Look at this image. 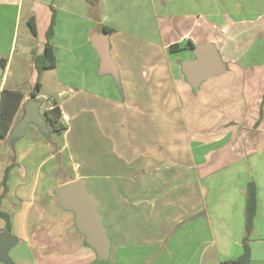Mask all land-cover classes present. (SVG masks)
I'll return each instance as SVG.
<instances>
[{"label":"crops","instance_id":"0c3cea01","mask_svg":"<svg viewBox=\"0 0 264 264\" xmlns=\"http://www.w3.org/2000/svg\"><path fill=\"white\" fill-rule=\"evenodd\" d=\"M92 1L0 0V94H25L13 127L39 80L41 113L56 101L68 125L64 133L53 132L59 159L35 124L17 140L15 163L9 138L0 137V210L10 215V228L22 241L11 248L13 259L95 264L97 254L74 213L58 204L54 192L79 178L102 196L111 264L236 259L243 252L246 187L254 181L261 235L254 230L251 236V263L264 264V22L254 21L246 30H257L245 38L237 28L244 20L221 10V0L216 6L215 0H170L166 8L174 12L163 16L165 27L150 16L163 6L157 0H100V14ZM244 2L223 5L238 10ZM53 16L56 66L39 72L33 56L45 51ZM104 25L114 29L109 43L121 88L113 75L100 74L91 37L107 32ZM212 26H235L237 33L223 35L219 46ZM188 40L196 46L215 42L227 66L198 89L182 71L193 49H170ZM47 84L54 91L47 93ZM137 224L142 234L129 236ZM6 228L0 216V233Z\"/></svg>","mask_w":264,"mask_h":264},{"label":"water","instance_id":"95a60500","mask_svg":"<svg viewBox=\"0 0 264 264\" xmlns=\"http://www.w3.org/2000/svg\"><path fill=\"white\" fill-rule=\"evenodd\" d=\"M94 47L100 55V74H111L119 79V69L110 50L109 33L101 32L91 37ZM194 58L182 63V71L194 88L209 78L227 71L217 44L213 41L202 43L193 48ZM42 101L29 99L25 102L24 115L17 121L10 136L13 140L23 138L31 124L47 135L50 132L45 115L41 113ZM58 204L75 215L76 227L92 247L99 261H108L111 257L112 241L105 225V217L100 212L101 200L88 190L87 179L79 178L57 186L54 190ZM19 238L11 233H0V261L15 264L10 249L17 245Z\"/></svg>","mask_w":264,"mask_h":264},{"label":"trees","instance_id":"16d2710c","mask_svg":"<svg viewBox=\"0 0 264 264\" xmlns=\"http://www.w3.org/2000/svg\"><path fill=\"white\" fill-rule=\"evenodd\" d=\"M30 25L32 31L37 34V25L34 22V19H30ZM55 25L56 19L53 16L52 22L47 31L48 42L46 44L45 51L42 54H38L34 52V62L39 72H42L45 69L53 68L56 66V56L55 50L52 43V38L55 35ZM103 31L112 32L114 29L109 26H103ZM196 45L192 42V40H188L187 42H176L170 45L171 51H181L186 48H195ZM118 84L121 86L120 80H118ZM41 82L40 80L37 82L35 86V90L31 92V97L36 99L38 96V91L40 90ZM196 91V90H195ZM25 99V94L21 90H13V89H3L0 94V137H8L10 140V145L12 148L11 158L13 162H16L15 155V144L17 140L11 139L10 133L13 129V125L15 122V118L17 113ZM45 118L50 129V132L47 135H44L47 141L51 143L53 146V151L57 157L60 158L58 144L53 138V132L56 133H64L68 129V125L64 119L62 109L55 101V104L48 108L45 111ZM259 124V123H258ZM7 177L8 172L3 181L5 187V194L7 191ZM56 196V195H55ZM258 189L257 185L254 181H250L246 187V206H245V234L243 237V252L236 259H227L223 260L220 264H252V249L250 245L251 236L255 230V220L257 218L258 212ZM0 216H2L7 221V229H10L11 220L10 215L8 213L2 212L0 210ZM109 261V260H108ZM108 261H99L97 260L95 264H109Z\"/></svg>","mask_w":264,"mask_h":264},{"label":"rangeland","instance_id":"374dc122","mask_svg":"<svg viewBox=\"0 0 264 264\" xmlns=\"http://www.w3.org/2000/svg\"><path fill=\"white\" fill-rule=\"evenodd\" d=\"M170 0H157V3L158 5H162L163 6H160V9H157L156 11H149L151 14L150 16L156 18L157 19H160V26L162 24V27H165L166 25V21L167 19H165L163 16L166 14L167 17L172 16L174 10L171 9V8H166L167 7V3H169ZM220 1V0H215V1H212L213 3V6H216L217 5V2ZM238 1H234V6H239V3H237ZM221 4V10L223 11H227L228 13H231L233 16V18L235 19H238V20H244V21H241L240 23V26L237 25V28H239V30L243 33H245V38H247L249 36V34H253L255 31H247L246 29L248 28H252L255 24L253 23L254 21L258 20L259 22L263 21L264 22V0H258L257 2L253 3V5H251V3L247 0H245L244 3H242V7H240L238 10L233 8V7H225V5H223V0L220 1L219 5ZM231 4V2H230ZM89 5L94 8L93 10L97 12V14H100L101 13V6H100V0H94L92 2H89ZM180 10L179 11H190V13H192L193 11L190 9V10H187V8L185 9H182V8H179ZM220 9V8H219ZM196 10V13L197 15L201 14L200 12V8L198 7V1H197V8L195 9ZM192 11V12H191ZM95 12V13H96ZM154 12V15H152ZM215 17H217L216 15H213L212 18L214 19ZM219 19L220 21H223L221 18H217ZM246 20V21H245ZM159 21V20H158ZM231 25V24H230ZM229 25V26H230ZM228 26V27H229ZM228 27H221V28H218V27H215V26H212V30H213V33L216 35V39H217V44L219 46H221V44L223 43V39L226 40L227 37H224L226 34H230V36H234L236 34H233L234 32H236L237 30L235 29V26L233 27V29L231 27L230 30H232L230 32H227L229 30ZM235 29V30H234ZM238 30V31H239ZM239 31V32H240ZM238 32V33H239ZM237 33V32H236ZM233 34V35H231ZM224 35V36H223ZM248 43V42H247ZM55 89V85H52V84H47V86H45V91H47V93H50L52 91H54ZM48 95V94H47ZM47 97V96H46ZM50 99V98H49ZM44 100L47 102L48 99L47 98H44ZM54 138V137H53ZM55 140V139H54ZM261 173V174H260ZM259 179H261L262 181H264V172H259ZM263 183V182H262ZM263 188H264V184H262ZM95 188L91 185V183H89L88 185V190L92 193H94L100 200H102V196L99 194V192L96 193V190H94ZM100 212L104 215V211H103V207H100ZM105 225H106V222H105ZM107 227V225H106ZM139 225L137 224V226L134 228V230L130 233H128L129 236L133 235L135 238H137L140 234H142L140 231H139ZM7 229V228H6ZM256 230V229H255ZM6 233H11L15 236H17L14 232H12L11 228L9 230L6 231ZM245 234V232H244ZM256 234V237L261 235V232H258L256 230L255 232ZM18 237V236H17ZM258 237V238H259ZM18 245H22V241L18 244ZM13 248V247H12ZM11 250V249H10ZM13 255V252L10 251V256L11 258L13 259L12 257ZM113 256V255H112ZM14 263L16 264H20L19 262H17L16 260H14ZM113 262V257L112 259H110L108 261L109 264H111ZM5 263V262H4ZM7 264V263H5Z\"/></svg>","mask_w":264,"mask_h":264}]
</instances>
